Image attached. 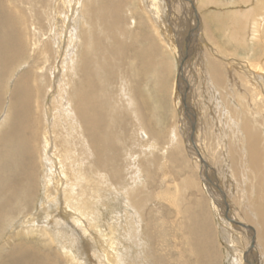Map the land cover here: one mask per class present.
<instances>
[{
  "label": "bare ground",
  "instance_id": "bare-ground-1",
  "mask_svg": "<svg viewBox=\"0 0 264 264\" xmlns=\"http://www.w3.org/2000/svg\"><path fill=\"white\" fill-rule=\"evenodd\" d=\"M98 1L93 0L92 2L94 3L90 4L89 8L86 5V11H84L86 18H84L83 15H77L81 0H55L54 6H52L53 4L50 0H44L41 10L34 11V15L41 13L44 18H47L52 10L54 13L50 14L53 19H50L52 22L54 21L53 29L57 28L56 35L52 39H48L45 37L46 33L41 29L40 21L29 18L30 24L36 27L37 30L33 29L32 31L31 28L29 40L31 52L30 55H27L26 41L24 39L25 29L19 21L15 9V7L18 8L17 2L14 0H0V109L3 101L8 99L7 96H9L6 106L7 110H4L3 113L5 117L2 122L0 121V128H2L0 132V198L2 197L5 200V204L11 205V207L12 203L19 202L20 207L27 208L25 204L28 203V200L24 199L34 200L39 194V211L42 210L44 212L42 219L39 218V222L44 224L42 228L45 232V237H47L46 242H49L51 245L56 244L59 251L56 253V256H60L62 260L65 259L64 264H94L96 258L99 260V264H125L122 261L123 255L118 251V239L119 241L121 237L123 239L126 238V241L129 239L126 237V234L115 229L113 220L109 228H104L103 217L109 211L107 207L111 205L110 202L114 196L118 198L120 203L132 206L134 208L133 213L136 216V213L140 212V209L143 207L144 203L142 200H145L141 197H136L139 192H133L126 188L119 192L112 185L111 176L116 175L117 171L110 167L111 156L118 157V149L115 145L113 134L110 132L109 122L106 120L107 112L103 111V106L105 107L107 104H104L101 100L97 101V94L92 96L94 92L90 89V78L93 75L99 74V83H105L106 88H108L112 80V74L115 73L112 67L113 61L107 66L99 68V72H91L88 69L94 63L91 52V40L100 38L101 29L98 28L94 33L86 36V38H82L80 32L78 34V21L75 19L76 15L80 19L83 18L88 23V26L90 24L94 27L99 22V25L105 28L107 35L111 36L114 32L112 27L116 21V17H112V15L108 17V12L103 8L97 7ZM163 1L165 4V11H163L166 13L167 19H164L165 14L163 16L161 11L159 13V10H157L156 19L165 26L166 33L172 36L168 44L171 48L175 49V52L180 57V69L179 72L177 71L176 84L179 86L180 82H183L181 87L177 88L178 95H181L179 100L181 103V105L179 103L180 120L178 119L180 126L178 127L177 125L175 131H172L173 133L170 132L169 140L172 142L176 141L177 136L185 139L186 150L189 157L193 160L194 169L198 171L201 183L210 198L213 209H216L215 213L221 218L220 223L223 227L232 231L240 230V232L245 233L249 238L245 240L247 241L245 253L251 256V259L247 258L249 260L247 264H264V54L261 56L262 60L258 54L252 61H247L250 65L247 63L246 66H242L243 71L247 74L250 72V76H252L250 78L251 83H249V87L241 86L239 88V93L242 94L237 96H241V100L235 104L233 102L234 108H228L227 112L230 115H235L237 118L234 122L230 119L232 124L227 128L228 135L222 137L220 135L219 141L214 142L211 140L210 134L207 135L209 132L204 120L201 118L202 115L200 117V113L188 101L190 99L188 94L190 93L192 82L196 83L198 81L197 72L195 73L196 66L194 65L196 59L192 60V81L190 79L187 80L188 77L185 74L186 71H184L186 63L189 62L188 57L191 58L192 56V54L189 56L190 48L193 42L198 43L200 32L202 33L201 27L205 17L201 16V11L196 5V0ZM245 1L249 7H246L244 9L246 12L242 11L241 14L245 18L250 17V24L253 30V33L250 34L251 41L253 39L257 41L264 40L260 36V34H264V0ZM178 12L188 15L186 21L189 23L183 35L181 45L178 44L174 37V34L176 36V32L179 29H183L181 21H185L181 19L182 16L179 17L180 15H177L179 14ZM28 13L31 16L33 11L29 12L28 8ZM60 16L72 17L73 20L71 19L69 20L70 22H66ZM260 17H262L261 20ZM166 24L168 26L167 29ZM170 24H174V27ZM59 28H61L60 30L64 34L68 31H73V40L75 39V42H78L76 39L78 35L80 42L78 44L82 48L77 58L79 59L81 72L80 88L71 97L63 81L65 69L60 70L59 65L61 63L62 67H65L64 64L68 62L67 51L64 49L61 36L57 35ZM170 30L171 34L169 33ZM54 32L55 30H52V33ZM203 39L201 42H203ZM238 42L243 44L242 39ZM85 44L86 49L83 48ZM111 47H113L112 44ZM211 50L215 52V49L212 47ZM216 51L219 50L216 49ZM26 56L29 57V60H25ZM24 60L29 66L32 64L35 70L41 66L40 62L43 63V66L45 64L52 65L53 60L57 62V66L54 67L55 70L51 75L54 83L53 85L52 83L48 84L45 91V93H49L47 94V102L44 100L46 94L44 93L43 95L42 112L43 116L47 115L44 119L49 127L44 132L48 130V132L52 133V130H54L59 134L56 128H60V130L68 135L66 149L58 150L56 154L59 157L58 160H61V156L64 154L62 164L57 162L56 165L54 164L55 169L53 170V166L51 167V163L49 162L45 168L41 186L38 177V173L40 172L36 168L37 164L34 163L32 143L36 128L33 118L30 117L33 99L36 98V95L40 93L42 88L41 76L38 72H33L32 69L28 71L27 67V70L17 77L13 88L8 89V79L13 74H10V72L13 71L15 65L21 66ZM143 63L144 58L140 60L139 69L143 68ZM219 64L222 63L208 60V70L215 78L212 79L211 76L206 75V70L203 78L206 77V82L213 83L218 88L226 91L225 83L228 80V75L227 80L224 81L217 69V65ZM224 73L226 74L225 70ZM51 77L49 78L51 79ZM31 84H33L34 89ZM75 96L78 101H76ZM230 99L233 100L231 97ZM54 109L62 117L60 120L63 123L57 121L56 125V121H54L51 124L52 114H50L51 118L49 119V114L46 113H52ZM110 112L112 113L111 108ZM214 114L210 111L208 115L210 116L208 118L209 123L212 121L215 125V131L220 134L221 126L217 123L218 121L213 119ZM100 118L101 121H99ZM81 124L84 137L79 135L77 144L83 141L85 146H88L90 150H94V157H96V164L88 166V169L90 167L89 172L84 169L86 164L81 160L79 161L78 154L74 150L69 149L72 145L75 146L76 143L74 138H71V133H77ZM202 132L205 133V140L202 139L200 141V137L198 136L203 135ZM140 134L141 136H145L143 132ZM45 143L49 145L48 141ZM201 143L207 144L205 150L201 147ZM28 144L30 149L26 158V146ZM150 144L151 147L155 146V143L148 142L147 138L144 145L146 148H150ZM53 154L55 153L53 152ZM67 157L69 168H66L63 163ZM58 160L56 159V161ZM115 168L118 170L117 167ZM82 171L90 175V177ZM79 172H82L89 181L81 182L83 179ZM222 172L225 174V178L222 176L221 181L218 175ZM186 179L184 180L185 183ZM188 179L187 186H194L195 190H197L194 178L192 180ZM76 186H78L77 190ZM20 198H22L25 204L22 200L19 201ZM200 198L201 200L203 199L202 197ZM196 205L201 208L202 203H196ZM2 208L0 207V209ZM115 213L119 212L115 211ZM34 217V213L22 217L21 222H23V226H28L31 223V218L33 219ZM113 217L116 216L113 215ZM9 218L5 217V222H2L3 225L6 224V220ZM115 219L117 222V218ZM113 233H116L118 237H114ZM26 234L33 235L34 233L33 231H28ZM114 238L118 239L115 240ZM210 240H204L201 248L195 247L196 264H217L216 253L213 254L212 252L213 248L211 247L212 243ZM28 243L19 242L13 245L12 250L4 257H0V264H51V256L43 251L42 254L40 246L37 247V245L33 246ZM48 246L50 245L48 244ZM158 247V243L152 242L151 252L156 249V256L151 255L149 258L151 264H168V262L169 264H180L179 258L175 262H172L175 259L167 258L166 254L162 256L158 252ZM238 249L240 250V248ZM111 251L113 254H111ZM126 252L128 253V250ZM48 258L50 261L47 260ZM237 258H239V262L242 264L240 254L237 255Z\"/></svg>",
  "mask_w": 264,
  "mask_h": 264
},
{
  "label": "rangeland",
  "instance_id": "rangeland-1",
  "mask_svg": "<svg viewBox=\"0 0 264 264\" xmlns=\"http://www.w3.org/2000/svg\"><path fill=\"white\" fill-rule=\"evenodd\" d=\"M14 1L17 2L18 6V8L15 7L17 17L25 29L26 52L27 55H30L31 47L29 40L31 28L32 31L33 29L37 30V28L33 27L30 24L31 21L28 19L33 18L40 21L42 31L47 34H45V37L52 39V37H55L57 30V28L53 29L54 21L52 22L51 20L53 17L50 13L54 12L51 10L47 18H44L41 13L34 15V11L41 10L44 0ZM54 1L50 0L53 4L52 6H54ZM92 1L81 0L77 15H83L86 18L84 11H86L87 6L89 8L90 4L94 3ZM196 1V5L201 11V16H204L205 19H203L202 33L200 32L198 43L193 42L190 48L192 51V53L191 51L189 52V56L192 54L191 58L188 57L190 63L187 62L184 68L185 74L188 77L187 80L190 79L192 81L191 67L193 61L196 59L194 65L196 66L195 73L197 72L198 81L196 83L192 82L193 84L188 94L190 99L188 101L200 113L199 116L201 117L202 115L201 118L204 120L209 132L207 135L210 134L211 140L218 142L220 135L221 137L228 135L227 128L232 124L230 119L233 120L232 122L237 120L235 115H230L227 111L229 107L234 108L233 102L235 104L241 100V96H237L242 94L239 93V88L241 86L249 87V83H251L250 78L252 76H250V72L247 74L243 71L242 66H246L249 62L248 60L252 61L258 54L260 59H263L261 56L264 54V40L257 41L253 39L251 41L250 34L253 33V30L250 24V17L245 18L241 14L242 11L246 12L244 10L246 7H249L245 0ZM97 7L103 8L108 12V17L111 15L112 17H116V21L112 27L114 32L111 36L107 35L105 28L101 27L99 22L97 23L99 26L96 25L97 27H94L90 24L88 26V23L83 18L80 19L76 15L75 19L78 21V34L80 32L82 38H86V36L94 33L98 28L101 29L100 38L91 40V52L94 63L88 69L91 72H99V68L107 66L113 61L112 67L115 73L112 74V80L108 88H106L105 83H99V74L93 75L90 78V89L94 92L92 96L97 94V101L101 100L104 104H107V106H103V111L107 112L106 120L109 122L110 132L113 134V139L118 149V157L111 156L110 167L117 171L116 175L111 176L112 185L119 192L125 188L133 192H139L136 197L145 199L142 200L144 204L140 212L136 213L138 217L133 213L134 208L132 206L120 203L115 196L110 202L111 205L107 207L109 211L104 214V228H109L113 220L115 229L126 234V237L129 239L126 241V238L123 239L121 237L119 241L117 238L119 245L116 246L119 248L118 251L123 255V263L151 264L149 258L151 255L156 256V249L151 252L153 242L159 244L158 252L162 256L166 254L167 258L175 259L174 261L170 259V261L175 262L179 258L180 264H196L195 247L201 248L204 240L211 239L212 252L213 254L216 253L217 264H240V260L237 258L239 254L241 263L247 264L251 256L245 253L247 246V241L245 240L249 238L245 233L240 232V230L232 231L223 227L220 223L221 218L215 213L216 209H213L210 198L201 183L199 173L194 169L193 160L189 157L186 150L185 139L177 136L176 141L172 142L169 140L170 132L173 133L172 131H175V127L177 125L178 127L180 126L178 119L180 120L179 109L181 103L179 100L181 95H178V89L183 82H180L179 86L176 84L177 74L180 69V57L175 52V49L171 48L168 44L172 36L166 33L165 26L156 19L157 10H159V13L161 11L163 16L165 14L164 19H167L164 12V1L99 0ZM28 8L29 12L33 11L31 16H29ZM181 14L182 12L177 15H180L179 17L182 16L181 19L185 20L181 21L183 29H179L176 32V36L173 33L179 45H181L183 35L189 25L186 21L188 15ZM63 18L66 22L71 19L73 20L72 17L64 16ZM261 19L262 17H260ZM170 25L174 27V24ZM60 29H58L57 35L61 36L64 49L67 51L68 62L64 64L65 67H62L61 63L59 65L60 70L65 69L63 81L71 97L80 88L81 72L79 59L77 58L82 48L78 44V35L76 37L78 42H75V39L73 40V31H68L64 34ZM52 30H55V34L52 33ZM169 33L171 34V30ZM178 33L179 35H177ZM260 36L264 38V34H260ZM202 39L203 42H201ZM241 39L243 40V44L238 42ZM111 44L113 47H111ZM211 47L215 49V52L210 51ZM83 48L86 49V44ZM216 49L219 51H216ZM142 58H144L143 68L139 69ZM219 58L221 59L219 60ZM26 59L29 60V57L26 56ZM25 60L21 63L22 65L20 64L21 66L15 65L13 71L10 72V74H13L8 79V85L10 86H8V89L13 88L17 77L27 70V67L28 71L32 69L33 72H38L41 76L42 88L40 93L36 95V98L33 99V107L30 112V117L33 118L36 128L32 143L34 163L37 164L36 168L40 172L38 173V177L41 186L43 174L49 162L51 163V167L53 166V170L57 162L62 164L64 154L61 156V160H58L59 157L56 154L58 150L66 149L68 135L60 130V128H56L59 134L54 130H52V133L48 132V130L44 132L49 127L44 119L47 115L43 116L42 112L43 95L47 89V85L51 83L53 85L54 83L51 75L55 70L54 67L57 66V62L53 60L50 66L49 64L43 66V63L40 62L41 66L35 70L32 64L29 66ZM208 60L222 63L217 65V69L224 81L227 80L228 75V80L225 83L226 91L218 88L213 83L206 82V77L203 78L205 70L207 71L206 75L211 76L212 79L215 78L208 70ZM248 64L250 65V63ZM31 86L34 89L33 84ZM225 92L227 93L225 94ZM45 94L44 100L47 102V94L49 93L46 92ZM7 98L9 99V96ZM75 98L78 101L76 96ZM8 99H5L1 105V122L5 117L3 113L4 110H7ZM110 108L112 113L110 112ZM210 111L212 114L215 113L214 118H212L218 121L217 123L221 126L220 134L215 131L213 122L209 123L208 118L210 116L208 115ZM46 114H49V119L51 118L50 114H52L51 124L54 121H56V125L57 121L63 123L60 120L62 117H60V114L55 109L52 113ZM99 121H101V118ZM70 124L72 125V123ZM1 130L2 128H0V132ZM142 132L145 136H141L140 133ZM202 133L203 135L198 136L200 137V141L202 139L205 140V133ZM79 135L84 137L82 124L78 128L77 133H71V138H74L76 143L75 146L72 145L69 149L74 150L78 154L79 161L81 160L86 164L84 169L89 172L90 167L88 169V166L96 164V157H94V150H90L88 146H85L83 141L77 144ZM145 137L146 140L148 138V142H154L155 146L151 147L150 144V148H146L144 145L146 141ZM46 141H48L49 145L45 143ZM206 145V143H201V147L204 150L206 149ZM80 146L82 149L79 148ZM26 147L27 158L30 149L29 144ZM67 159L68 157L63 163L66 168H69ZM27 163L29 162L27 161ZM82 172H79L83 179L81 182L89 181L85 175L88 177L90 175L85 172L84 175ZM224 175L223 172L218 175L220 180L222 176L225 178ZM186 178H190L191 180L194 178L197 190H195L194 186H187L188 181ZM77 189L78 186H76ZM39 197L38 194L34 200L24 199L28 200L27 204L20 198L19 201L22 200L27 208L20 207L19 202L12 203L11 207V205L5 204V200L2 197L0 198V207H3L0 209V257H4L12 250L13 245L19 242H29L28 244L30 245L40 246L41 252L43 251L51 256V261L49 258L47 259L51 264L65 263V259L62 260L60 256H56V253L59 252L56 244L51 245L49 242H46L47 237H45V232L42 228L44 224L39 222V218L42 219L44 213L42 210L39 211ZM200 197L203 199L201 200ZM199 201L202 203L201 208L196 205V203H200ZM115 211L119 213H115ZM32 213L35 215L34 220L31 218V223L26 227L23 226L24 224L21 222L22 217L29 216ZM113 215L116 217H113ZM117 215L121 216L117 217ZM5 217L10 218L3 225L2 222H5ZM115 218H117V222ZM28 231H33L34 234L27 235ZM113 234L111 235L118 237L116 233ZM114 239L117 240L116 238ZM125 249L126 251L128 250V253ZM111 254H113L112 251ZM213 257L215 258V256ZM94 264H99L97 258Z\"/></svg>",
  "mask_w": 264,
  "mask_h": 264
}]
</instances>
